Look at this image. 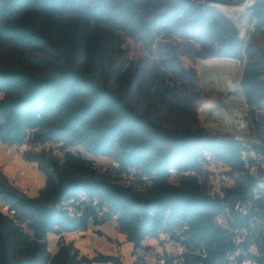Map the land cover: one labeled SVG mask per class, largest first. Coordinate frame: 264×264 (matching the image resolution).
Wrapping results in <instances>:
<instances>
[{
  "label": "trees",
  "instance_id": "trees-1",
  "mask_svg": "<svg viewBox=\"0 0 264 264\" xmlns=\"http://www.w3.org/2000/svg\"><path fill=\"white\" fill-rule=\"evenodd\" d=\"M28 9L59 17L85 18L88 24L113 27L132 38L150 39L156 34L177 36L191 42L195 46L194 57L203 61L230 58L244 62L247 59L241 83L243 96L253 115L257 112L264 115L263 50L248 45L233 22L207 4L192 0H0V39L10 40L22 48L42 46L63 58L41 30L24 22H13ZM251 21L264 34V0H257ZM159 85L163 94L173 95L163 82ZM0 95L3 96L0 99L1 143L21 146L28 132H36V141L61 145L69 164L91 167V162L69 151L82 147L94 159L113 158L119 165L118 175L128 174L137 179L152 177L154 186L159 188L150 198H143L94 172L69 178L58 164L50 162L51 173L42 168L47 174V184L40 192L45 201L41 204L12 192L0 174V200L14 219L28 222L38 253L35 258L12 263L8 253L9 235L5 231L11 229L14 221L0 213V264H52L46 243L49 234L86 231L89 224L102 226L113 217L134 252L143 248L146 240L157 239L160 232H171L188 224L194 249L204 247L209 255L202 259L187 254L183 264H223L226 256L236 250L232 241L235 233L218 227L215 219L237 201L249 203L251 213L235 216L232 227L249 229L243 246L257 264H264V238L257 237L258 223L264 220V192L255 198L258 179L244 173L240 142L212 136L203 128L173 133L144 116L124 96L71 66L55 67L41 77L24 70H0ZM256 138L264 144V131L257 130ZM206 152L223 160L238 174L236 188L222 200H214L196 187L192 174L201 172L199 162ZM28 158L40 161L39 156ZM176 168L191 174L182 178L184 188L165 186L170 170ZM82 194L90 204L83 208L82 216H72L65 203L77 200ZM75 207L80 209V205ZM104 207L108 212L99 218L97 210ZM2 222H6L3 228ZM254 245L259 255L252 253ZM61 251L69 259L67 264L79 257L72 246L62 247ZM85 263L125 264L119 256L105 254H97L92 259L81 257L79 264ZM134 264L148 263L143 256H137ZM165 264H172L171 259L167 257Z\"/></svg>",
  "mask_w": 264,
  "mask_h": 264
},
{
  "label": "rangeland",
  "instance_id": "rangeland-1",
  "mask_svg": "<svg viewBox=\"0 0 264 264\" xmlns=\"http://www.w3.org/2000/svg\"><path fill=\"white\" fill-rule=\"evenodd\" d=\"M17 21L41 30L56 45L63 58H58L42 46L22 48L10 40L0 39V70H24L41 77L48 75L55 67L66 69L71 66L92 77L99 85L124 96L148 119L176 134L203 128L212 136L249 141L256 137L257 130L264 131V115L258 112L253 115L241 88L247 59L244 62L230 58L207 60L213 65L212 72L215 75L203 76L200 65L205 61L194 57L195 46L191 42L177 36L156 34L150 39L143 36L132 38L127 32L113 27L88 24L85 18L59 17L36 9L26 10L13 22ZM255 24L250 18L243 36L248 45L253 44L264 53V34L256 30ZM227 79L239 84L237 96L242 100L239 108L242 130L236 129L234 133L224 131V119H220L223 126L214 127L212 122L203 118V108L214 104L216 87ZM160 82L169 87L173 92L172 96L163 94L159 88ZM19 147L20 149H12L0 142V174L6 179L12 192L25 195L41 204H45V201L40 192L47 184V174L42 168L51 173L50 162L58 164L63 174L69 178L76 179L94 172L105 177L111 184L143 198H150L159 191L156 186L147 189L134 176L118 175L113 158L94 159L82 147L69 151L74 156L91 162V167L86 165L81 168L69 164L61 145L48 147L45 142L36 141V132ZM33 156H39L40 161L29 160L28 157ZM182 178V175L171 177L165 186L184 188ZM196 187L206 195L211 192L206 177L198 179ZM0 213L8 217L9 221H14L11 229L5 231V235H9L11 247L8 253L12 263L37 257L28 222L14 219L2 201ZM5 224L6 222H2V228ZM257 237L264 238V220L258 223ZM254 240L257 243L256 238ZM262 241L264 242L263 239ZM46 243L52 264H67L69 259L61 249L71 246L73 251L79 253L78 259L71 264H79L83 256L92 259L97 254L119 256L125 264H134L137 256H143L145 262L155 264L159 255L165 253V247L157 239L146 240L144 247L134 252L133 245L127 242L116 221H107L102 226L89 224L86 231L73 234H49ZM251 251L254 254L259 252L255 245Z\"/></svg>",
  "mask_w": 264,
  "mask_h": 264
},
{
  "label": "built area",
  "instance_id": "built-area-1",
  "mask_svg": "<svg viewBox=\"0 0 264 264\" xmlns=\"http://www.w3.org/2000/svg\"><path fill=\"white\" fill-rule=\"evenodd\" d=\"M193 2L207 4L210 7L217 9L223 16L228 18L237 27L240 32V36L245 38L243 34L247 31L250 18L252 17L254 10L257 6V0H192ZM3 98L2 95H0ZM240 118V117H239ZM241 122V119H240ZM232 132L234 130H242L240 126H232ZM34 132H28V136L25 142L29 140ZM235 141L242 144V160L244 162V173H249L258 179V186L255 190V198H259L261 193L264 192V177H261V173H264V158L259 152L253 149L251 142L262 143L256 137L245 141L243 139L235 138ZM48 147H56L52 141L45 142ZM263 144V143H262ZM12 149H20L18 145H8ZM200 173L192 174L195 177L197 183L198 179L206 177L210 183L211 192L210 196L214 200L224 199L230 191L236 188V174H232V169L223 161L214 157L210 153H205L200 159ZM116 171L119 169V165L114 164ZM179 175L189 176L190 173H182L177 168L170 170V178L177 177ZM136 177V176H134ZM138 183H143L147 189L154 186L152 177L144 176L137 179ZM1 201V200H0ZM90 204L89 199L85 194H82L77 200L68 201L65 205L70 210L72 216H82L83 208ZM75 205H80V209H76ZM97 203H93L96 206ZM98 216L101 218L108 208L104 207L103 210H97ZM251 213V205L245 201H237L231 207H228L222 214L218 215L215 219V223L218 227L235 233L232 237V241L236 246V250L229 253L223 264H257L256 259L251 258L248 252L244 248L243 244L249 237V229L245 226L236 228L232 227L235 222V216H249ZM112 221H116V217H113ZM190 226L183 224L180 228L174 229L171 232H160L157 238L160 245L165 247V253H162L158 257V262L165 264L166 258H170L172 264H183L184 258L187 254L196 255L202 259L208 258V251L206 248H200L195 250L193 243L188 232Z\"/></svg>",
  "mask_w": 264,
  "mask_h": 264
},
{
  "label": "bare ground",
  "instance_id": "bare-ground-1",
  "mask_svg": "<svg viewBox=\"0 0 264 264\" xmlns=\"http://www.w3.org/2000/svg\"><path fill=\"white\" fill-rule=\"evenodd\" d=\"M212 66L213 65L209 61L201 63L200 70L202 75H215V73L212 72ZM220 83V86H214L217 89L214 97V104H210L203 108L205 110V113L203 112V118L210 123L212 122L213 125H215L214 127L218 125L223 126V122H221L220 119H224V131L232 132V126L238 127L241 123L239 108L242 104V100L237 96L240 91L239 84L233 83V81L228 79ZM216 108L220 109L214 111Z\"/></svg>",
  "mask_w": 264,
  "mask_h": 264
},
{
  "label": "water",
  "instance_id": "water-1",
  "mask_svg": "<svg viewBox=\"0 0 264 264\" xmlns=\"http://www.w3.org/2000/svg\"><path fill=\"white\" fill-rule=\"evenodd\" d=\"M226 141L234 142L235 138L230 137H222ZM253 149L257 150L259 154L264 158V144L257 143V142H251Z\"/></svg>",
  "mask_w": 264,
  "mask_h": 264
}]
</instances>
